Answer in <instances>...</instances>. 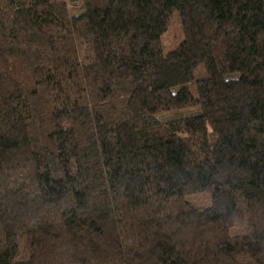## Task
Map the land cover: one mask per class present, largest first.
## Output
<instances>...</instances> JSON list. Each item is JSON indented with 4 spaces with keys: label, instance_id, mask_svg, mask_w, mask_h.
Listing matches in <instances>:
<instances>
[{
    "label": "trees",
    "instance_id": "obj_1",
    "mask_svg": "<svg viewBox=\"0 0 264 264\" xmlns=\"http://www.w3.org/2000/svg\"><path fill=\"white\" fill-rule=\"evenodd\" d=\"M0 264H264V0H0Z\"/></svg>",
    "mask_w": 264,
    "mask_h": 264
},
{
    "label": "rangeland",
    "instance_id": "obj_2",
    "mask_svg": "<svg viewBox=\"0 0 264 264\" xmlns=\"http://www.w3.org/2000/svg\"><path fill=\"white\" fill-rule=\"evenodd\" d=\"M180 38H181L180 29L177 27V23H173L162 36L163 52L167 53L175 49V47L178 45ZM202 72L203 69L199 67L196 70V76H201ZM176 89L177 87H175L172 90H176Z\"/></svg>",
    "mask_w": 264,
    "mask_h": 264
}]
</instances>
